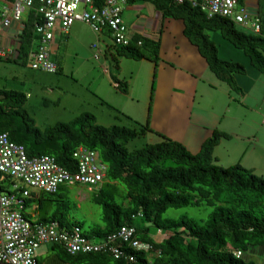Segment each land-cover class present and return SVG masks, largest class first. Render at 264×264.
I'll use <instances>...</instances> for the list:
<instances>
[{"label": "trees", "instance_id": "obj_1", "mask_svg": "<svg viewBox=\"0 0 264 264\" xmlns=\"http://www.w3.org/2000/svg\"><path fill=\"white\" fill-rule=\"evenodd\" d=\"M105 2L94 0L99 7ZM154 2L164 16L185 22V35L199 47L211 70L234 89H240L235 76L246 73L247 67L223 59L209 31L221 33L264 72V0H259L258 32L225 16L209 17L193 1ZM43 21L37 8L25 11L24 28L18 35L19 54L12 61L24 65L29 62L30 53L40 42L37 25ZM108 34L112 43L105 55L111 56L115 70L121 69L123 58L150 60L156 65V78L161 61L159 40L137 36L124 45L118 44L110 31ZM113 79L124 90V82L114 75ZM0 94L6 95L0 102V133L8 132L12 141L25 145L30 157L49 154L75 172L79 162L74 153L86 147L97 151L100 161L107 165L104 183L91 190L93 202L103 207V224L94 228L92 234L86 230L84 234L89 239H103L121 226L130 225L137 228L141 241L154 248L152 252L133 251L136 261H130L107 253L72 255L63 244H49L61 259L71 264H258L254 257L261 256L264 250V177L241 163L227 167L217 163L215 149L223 138H228L226 133L215 130L194 153L182 142L152 128L149 121L142 124L126 114L122 116L131 121L130 125L121 119L120 124L107 126L86 113L70 123L42 129L26 109L27 94L5 89H0ZM150 134L156 135L158 141L137 144ZM15 184L11 176L0 172V188L22 196L24 190L15 188ZM71 187L62 184L54 193L33 189L29 196L21 198L22 213L34 225L58 223L60 228L84 229L70 215L71 210L79 209L78 203L65 200L72 194ZM188 206H204L212 212L202 220L166 217L170 209ZM32 207L36 210L32 211ZM154 227L168 234L162 242L154 238ZM239 250L243 253L240 257ZM246 253L251 259L245 258Z\"/></svg>", "mask_w": 264, "mask_h": 264}, {"label": "crops", "instance_id": "obj_2", "mask_svg": "<svg viewBox=\"0 0 264 264\" xmlns=\"http://www.w3.org/2000/svg\"><path fill=\"white\" fill-rule=\"evenodd\" d=\"M154 1L129 0L123 21L131 38L140 36L161 42L156 78V65L150 60L123 58L119 71H112L111 64L108 66L103 60L97 61L95 53L106 51L112 43L108 32L96 33L84 22L74 23L67 32L60 27L56 30L51 59L57 63L58 72H43L52 75L50 85L63 82L74 88L57 87L59 91L50 88L49 93L56 96L51 100L56 111L50 115L54 121L50 126L70 123L86 113L98 119L96 110L103 115L102 119L115 125L126 114L140 122L149 121L152 128L182 142L194 153L219 129L228 138H223L215 149L217 163L225 167L241 163L264 177V72L255 68L248 55L221 33L209 31L211 38L215 33L212 39L223 59L247 67L246 73L235 76L240 89H234L211 70L199 47L185 35V22L164 16ZM243 2L257 15L259 0ZM7 6H10L8 0H0V10ZM18 30L19 25L14 24L0 33V48L14 46ZM13 59L0 61L1 71L9 68L7 63ZM113 75L124 82V90ZM0 89L8 90L6 85ZM27 96L33 97L31 93ZM166 234L159 230L154 238L162 242ZM43 247L50 254L47 259L38 254L40 264H52V261L71 264L61 259L51 245Z\"/></svg>", "mask_w": 264, "mask_h": 264}, {"label": "built area", "instance_id": "obj_3", "mask_svg": "<svg viewBox=\"0 0 264 264\" xmlns=\"http://www.w3.org/2000/svg\"><path fill=\"white\" fill-rule=\"evenodd\" d=\"M10 6L0 10V33L14 24L19 25L18 34L24 28L23 20L27 9L37 8L44 17L37 25L40 42L29 55L33 69L58 72V65L51 59V44L56 30L60 27L67 32L76 22L89 24L99 34L110 31L118 44L130 42L129 28L124 24L123 12L129 0H106L104 6H96L94 0H8ZM183 3L186 0H177ZM198 4L209 17L221 15L228 17L254 31L261 30L260 19L251 13L242 0H189ZM84 8L81 9V5ZM17 34V35H18ZM97 47V45H94ZM20 44L0 48V61L19 54ZM96 53L95 58L100 59ZM78 169L75 172L62 166L49 154L30 157L23 144L11 140L8 132L0 133V172L20 180L23 185L22 196L6 192L0 188V261L12 264H39L38 250L51 243L63 244L72 254L107 253L116 259L136 261L133 251L154 250L150 243L141 241L135 226L123 225L103 239H89L79 227L60 228L58 223H39L34 225L22 213L21 198L31 194L33 189L57 192L62 184L86 185L90 190L101 187L107 173V165L99 159V153L80 147L75 153ZM159 253V251L157 252ZM242 251L237 255L242 256Z\"/></svg>", "mask_w": 264, "mask_h": 264}, {"label": "rangeland", "instance_id": "obj_4", "mask_svg": "<svg viewBox=\"0 0 264 264\" xmlns=\"http://www.w3.org/2000/svg\"><path fill=\"white\" fill-rule=\"evenodd\" d=\"M84 8V5H81V9ZM246 29V28H245ZM249 30V29H247ZM252 31V30H249ZM254 32V31H252ZM215 34V33H214ZM214 34L212 35V38L214 37ZM110 40V39H109ZM105 48V46H103ZM105 49L102 51L99 50L97 53L101 54V59L104 62L110 66L112 71H114L113 67V61L111 56H107L108 61H106L105 56ZM96 54V53H95ZM106 58V59H105ZM10 67L7 69H4L1 71L0 69V75L2 76L0 78V86L6 85L8 90H19L21 92H24L25 94L31 93L33 96H28V99L26 101V109L29 111L31 116L36 120L38 126L42 129L50 126L51 123H53V117L51 118L50 115L54 114L56 110L53 108V101L56 98L55 95H52L49 93L50 88H56V90H72L74 87H71L70 84L66 83H54L50 85L52 75L45 73L40 70H34L31 68V66H27L24 64H18L15 61H11L10 63H7ZM133 68V67H132ZM60 88V89H57ZM46 100V102H45ZM50 100V101H47ZM97 114V121L100 124H108L107 126H113L114 124H111L110 120H104L102 119V114L96 110ZM129 120H123L124 124L130 125ZM140 122V121H139ZM121 122H118L116 124H120ZM142 124H145L144 122H140ZM158 137L156 135L150 134L149 137L142 138L138 140L137 144L142 145L146 142H156L158 141ZM15 182L22 186L23 183L16 179ZM15 187V186H14ZM13 187V188H14ZM15 189V188H14ZM72 194L70 197L65 198L70 203H73L76 201L79 205V209H73L70 211V215L75 218V220L79 223H81V227L83 231L86 230L89 234H92L93 229L97 226H100L103 224L102 221V213H103V207L101 205H98L93 202L92 197L93 193L86 185H72L71 187ZM212 212V209L208 207H197V206H188L181 209H170L168 213L166 214V217L169 218H175V219H184V217H192L197 220H202L208 218L209 214ZM141 223V220L138 221ZM153 232L155 235L159 233V230L154 227ZM166 234V233H165ZM168 236V234L165 235V238ZM43 247V246H42ZM38 254H40L41 258L47 259L48 250L46 248H40L38 251ZM245 258L251 259L250 253H246ZM258 264H264V250L263 254L261 256H255L254 257ZM54 264V262H51ZM112 264H116L113 262Z\"/></svg>", "mask_w": 264, "mask_h": 264}, {"label": "water", "instance_id": "obj_5", "mask_svg": "<svg viewBox=\"0 0 264 264\" xmlns=\"http://www.w3.org/2000/svg\"><path fill=\"white\" fill-rule=\"evenodd\" d=\"M4 99H6V95L0 94V102ZM0 204H1V201H0ZM0 264H12V263L3 262V259H2V261H0Z\"/></svg>", "mask_w": 264, "mask_h": 264}]
</instances>
